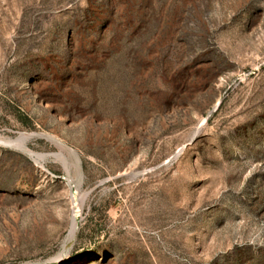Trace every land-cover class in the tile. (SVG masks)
<instances>
[{
	"label": "rangeland",
	"instance_id": "obj_1",
	"mask_svg": "<svg viewBox=\"0 0 264 264\" xmlns=\"http://www.w3.org/2000/svg\"><path fill=\"white\" fill-rule=\"evenodd\" d=\"M0 138V264H264V0H0Z\"/></svg>",
	"mask_w": 264,
	"mask_h": 264
},
{
	"label": "bare ground",
	"instance_id": "obj_2",
	"mask_svg": "<svg viewBox=\"0 0 264 264\" xmlns=\"http://www.w3.org/2000/svg\"><path fill=\"white\" fill-rule=\"evenodd\" d=\"M33 136H31L30 134H20V136L17 139H15L13 142H10V144L14 145L15 147H19V148L23 149L24 151L26 150V152H28L29 154L34 156L36 160L37 159L38 160L43 159L45 157V154L43 155V154L33 153L32 151L28 150V148L26 146V142ZM1 140H4V139L0 138V141ZM77 220H78V214H77V212H75V214L72 216V219H71V226H70L69 233H68L69 240L74 239V237L76 236ZM68 238H67V240H68Z\"/></svg>",
	"mask_w": 264,
	"mask_h": 264
},
{
	"label": "water",
	"instance_id": "obj_3",
	"mask_svg": "<svg viewBox=\"0 0 264 264\" xmlns=\"http://www.w3.org/2000/svg\"><path fill=\"white\" fill-rule=\"evenodd\" d=\"M31 136H33V134H31Z\"/></svg>",
	"mask_w": 264,
	"mask_h": 264
}]
</instances>
